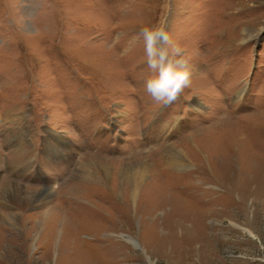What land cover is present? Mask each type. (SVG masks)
Here are the masks:
<instances>
[{"label": "rangeland", "instance_id": "rangeland-1", "mask_svg": "<svg viewBox=\"0 0 264 264\" xmlns=\"http://www.w3.org/2000/svg\"><path fill=\"white\" fill-rule=\"evenodd\" d=\"M160 25L193 73L167 106ZM0 264H264V0H0Z\"/></svg>", "mask_w": 264, "mask_h": 264}, {"label": "clouds", "instance_id": "clouds-1", "mask_svg": "<svg viewBox=\"0 0 264 264\" xmlns=\"http://www.w3.org/2000/svg\"><path fill=\"white\" fill-rule=\"evenodd\" d=\"M137 40L143 41L147 67L153 73L145 82L146 91L155 102L167 106L192 85L184 49L162 25L143 27Z\"/></svg>", "mask_w": 264, "mask_h": 264}, {"label": "bare ground", "instance_id": "bare-ground-1", "mask_svg": "<svg viewBox=\"0 0 264 264\" xmlns=\"http://www.w3.org/2000/svg\"><path fill=\"white\" fill-rule=\"evenodd\" d=\"M168 163L167 165L168 166H183L185 167L184 165H186V158L184 156V153L180 152V151H177L175 153H172V154H168ZM137 176V175H136ZM135 176V177H136ZM132 177V176H131ZM95 178V177H94ZM142 178V176H141ZM135 179V178H134ZM141 181V180H140ZM134 183V182H132ZM134 188L136 189V183L134 184ZM136 192V191H135ZM7 194V205H9L11 208L13 209H16V210H22L24 209L25 207H28V206H31L32 203H33V200H31L30 198L26 197V196H23V192L20 191L18 188L15 189V190H10ZM134 197H136V193L134 195ZM34 198V197H33ZM16 212V211H15ZM9 213L8 214V217H9V220L11 223H13L14 226H16V221L17 219L15 218L16 214L17 213ZM22 212V211H21ZM47 214V213H46ZM45 219V218H44ZM42 222V221H41ZM18 226V224H17ZM127 239L132 242L136 247H139L140 244L137 242V240L131 236H127Z\"/></svg>", "mask_w": 264, "mask_h": 264}]
</instances>
